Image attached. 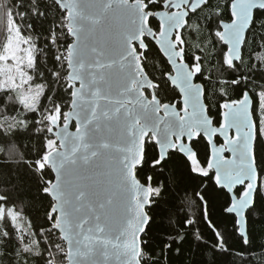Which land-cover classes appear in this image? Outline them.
<instances>
[{
  "label": "water",
  "instance_id": "1",
  "mask_svg": "<svg viewBox=\"0 0 264 264\" xmlns=\"http://www.w3.org/2000/svg\"><path fill=\"white\" fill-rule=\"evenodd\" d=\"M50 1L64 13L65 7L69 9L66 21L72 39L67 62L69 110L62 124L58 111L49 118L57 148L44 160L55 170L50 191L61 209L55 230L61 229L67 264H141L140 244L133 233L139 235L136 218L143 216L142 205L151 189L138 181L135 170L143 161L146 141L158 146L161 158L177 150L193 164L191 140L184 137L195 139L203 132L212 145L217 131L207 116L204 90L194 79L199 66L189 68L170 43L171 30L183 25L187 6L153 13L139 0ZM150 15L160 21L158 33L149 26ZM145 36L167 53L173 65L168 79L178 86L177 93H184L185 110L177 112L156 97L155 85L141 64ZM225 111L231 124L233 106L226 104ZM219 151L212 145L213 156ZM216 166L217 161L210 165ZM100 227L103 233H98ZM98 235H120L123 246L98 242Z\"/></svg>",
  "mask_w": 264,
  "mask_h": 264
},
{
  "label": "trees",
  "instance_id": "2",
  "mask_svg": "<svg viewBox=\"0 0 264 264\" xmlns=\"http://www.w3.org/2000/svg\"><path fill=\"white\" fill-rule=\"evenodd\" d=\"M139 1L147 9L145 0ZM152 2L154 0H149V3ZM229 2L230 0H215L225 15L214 16L211 22L213 26L215 20L227 18L226 6ZM40 12L45 15H40ZM208 14L207 9H201L191 17L193 22L188 27L196 29L199 40L189 42L186 54L193 55L197 50L201 51L204 57V72L210 73L212 79L208 81L202 77L196 82L203 83L204 88L209 90L207 96L204 92V102L208 109L216 111V106L222 99H231L238 92L233 90L230 83H224L230 80V70L225 69L218 62L221 53L219 44L215 49L212 47L211 41L215 40V37H209L205 28V17ZM9 17L17 24L22 36L29 38L34 48L33 62L28 72L29 82L33 87L39 88L40 97L36 106L29 109L23 105L16 92L10 89L0 90V198L7 197L6 200L0 199V239L3 238L5 228L12 237L6 245L0 244V248L13 253L18 250L20 256L17 260L15 255H0V264H14V262L22 264L24 256L29 258L28 264H44V261L39 259L40 254L44 252L50 257V264H67L66 248L55 230V224L43 234L39 231L41 227L47 229L45 213L53 201L42 199L43 193L40 189L44 186V181L41 170L37 168L38 163H44L48 153L57 148L55 137L49 133V120L42 121L43 115L46 111H51L52 114L58 111L59 123L62 124L71 101L72 88L68 85L67 64L62 57L63 53L68 52V46L72 42L68 34L66 13L50 0H0V37ZM197 20L200 21L199 25L195 23ZM150 28L156 29L157 33L159 25L153 24ZM184 34L187 37V32ZM146 50L149 53L148 58L146 60L143 51L141 64L155 85V95L161 104H165L164 101L172 104L178 93L164 80L167 64L156 48L146 45ZM145 63L147 70L144 67ZM195 66L200 67L198 64ZM154 80L161 87H158ZM261 80H264V75L255 74L256 83L250 81L249 89L257 87ZM37 120L39 123H36ZM152 144L149 140L145 144V149L148 148L149 161L155 155ZM145 149L143 161L135 170L136 178L141 183L146 175H155L157 181L163 179L168 182L169 187V192L160 199L158 206L149 210L153 220L150 231L145 233L148 239L147 248H150L154 254H159L163 251L161 242L165 233L178 235L179 221L184 217L197 220L200 211L196 197L191 192L194 185L189 177L188 168L179 157L174 158L162 174L158 169L153 171L151 167H147L145 172L137 177V169L144 164L146 158ZM193 152L195 162L193 164L190 162L191 168L196 172L206 171L207 169L201 168L197 159L198 154L200 159L206 156L204 142H198ZM43 168L49 167L44 165ZM47 175L53 179L51 171H48ZM176 186H179V192L175 191ZM148 187L151 189V184ZM12 205H15V208ZM221 206L222 198L215 202L212 208L213 218L221 224V230L227 228L231 231V222L223 220ZM172 221H177V224H172ZM190 227L193 230L203 231L205 240H210L211 232L204 223L185 226L184 231L187 232ZM228 243L234 250L246 252L247 256L244 258L250 256L251 264H264V217L257 216L254 219L250 246L243 245L239 238L229 239ZM180 247L181 256H172L170 264H236L235 251L232 256L214 257L209 261L207 252L201 249L191 235ZM171 253L172 250H169L170 256ZM142 257H144L141 259L143 264H154L153 260L147 257V253ZM155 264H163V262L156 261Z\"/></svg>",
  "mask_w": 264,
  "mask_h": 264
},
{
  "label": "snow or ice",
  "instance_id": "3",
  "mask_svg": "<svg viewBox=\"0 0 264 264\" xmlns=\"http://www.w3.org/2000/svg\"><path fill=\"white\" fill-rule=\"evenodd\" d=\"M145 3L148 5L146 9L148 12H159L165 7L174 9L181 5L187 6L183 25L180 27L174 26L171 30L170 43L173 51L181 52L180 59L189 68L197 64L200 65L194 78L195 81H200L202 77L208 81L212 79L210 73L206 74L204 72V57L201 51L197 50L193 55L186 54L189 42H198L199 40L196 29L188 27L193 22L191 17L201 9H207L209 14L205 17V28L209 37H215V40L211 41L212 47L215 49L216 45L219 44L221 53L218 62L225 69L230 70V80L224 81V83H230L233 90L237 91L238 94L231 99H222L216 106V111L208 109L207 104H205L208 119L217 129L212 139V145L220 149L218 156H213L212 145H209L205 139V133L201 132L195 139L184 137L185 141L191 140L190 147L194 151L198 142H204V147L207 150L206 156L204 159H200L198 154L197 159L201 168L207 169L206 171H194L187 157L176 150H170L167 155L161 158L159 148L155 143L152 144L155 155L149 161L147 159L148 148L145 149L146 158L144 164L137 169V177L139 178L147 167H151L153 171L158 169L159 173L162 174L165 167L174 158L179 157L188 168L189 177L194 185L191 192L196 197L200 216L197 220L188 217L181 219L178 225L179 234L165 233L161 242L163 251L154 254L150 248H147L148 239L145 235L150 231L153 220L149 210L158 206L160 199L169 192V187L167 181L163 179L157 181L155 175H146L141 183L145 188L151 184V190L147 204L142 205L143 216L136 218V224L138 225L136 232L139 235L137 236L134 232L133 240L139 241L141 254L147 253V257L153 260L154 264L156 261L170 264L172 256L180 257L182 254L180 246L187 242L190 235L194 236L201 249L207 252L209 261L213 260L214 257L232 256L235 251L236 264H251V257L248 256L245 259L247 253L234 250L228 241L232 238H239L243 245L250 246L254 219L257 216L264 217V80H261L262 82L257 87L249 89L250 81L256 83L255 74L264 75V0H230L226 6L227 18L215 20L214 26L211 23L214 16L223 17L225 15L215 3V0H202V3L199 0H154L152 3L145 0ZM59 4H64V0H59ZM197 4H199L198 7ZM63 10L65 13L69 11L67 7ZM39 14L45 15L43 12ZM148 23L149 26L159 25L160 21L156 15H150ZM195 23L199 25L200 21L197 20ZM153 31H156V29H153ZM185 32H187V37H185ZM177 39L179 43H176ZM144 40L148 47L156 48L164 57L167 64L164 80L169 87L177 88L178 86L168 79L173 65L168 62L167 53L162 51V47L154 39L145 36ZM207 42L205 41V43ZM197 47H199L198 43ZM144 55L147 60L149 55L147 50H145ZM144 67L147 70L146 63ZM209 67H212V65H209ZM154 82L157 83L158 87H161L157 81L154 80ZM200 88L204 90L207 96L209 90L204 88L203 83L200 84ZM183 97L184 93L179 91L170 105L175 106L177 112L186 109ZM164 103H167V101H164ZM226 104L233 106L231 113L233 122L231 124L228 122L230 113L225 111ZM36 123H39V121L37 120ZM220 129H224V131ZM157 161H159L158 164ZM213 161H217L215 168L210 167ZM222 168L224 171H222ZM48 171L54 172L55 170L54 168L41 167L44 186L40 191L43 193L42 199L51 201L54 199V194L50 191L53 179L48 177ZM175 191H180L179 186H176ZM221 198L220 211L223 214V220L231 222V231L227 228L221 230V224L213 218L212 208L215 202L221 200ZM0 199L6 200L7 197ZM12 207L15 208V205H12ZM60 212L61 209H58L55 203L49 204L45 213L47 229L41 227L39 229L41 234L52 228ZM171 223L175 225L177 221ZM199 223H204L206 228L210 230V240H205L203 231L199 229L193 230L190 227L187 232L184 231L185 226H194ZM139 225H142V228ZM56 231L59 232L61 229L56 228ZM97 231L103 233L104 229L100 227ZM11 239V235L5 228L0 244L6 245ZM95 239L98 242L111 245L113 248L123 246L120 235L114 238H104L98 235ZM169 250H172L171 256ZM131 254H135L134 249ZM0 255H15L17 260L20 259L18 250L13 253L0 248ZM28 259L27 256H24L22 264H28ZM39 259H42L44 264H50V257L46 252L41 253ZM117 264H121V262L117 261ZM126 264H134V262L128 261ZM141 264H143L142 260Z\"/></svg>",
  "mask_w": 264,
  "mask_h": 264
},
{
  "label": "rangeland",
  "instance_id": "4",
  "mask_svg": "<svg viewBox=\"0 0 264 264\" xmlns=\"http://www.w3.org/2000/svg\"><path fill=\"white\" fill-rule=\"evenodd\" d=\"M0 44V90L10 89L16 92L23 105L33 109L40 97L39 88L33 87L29 82L28 72L33 62L34 48L29 38L22 36L11 17L2 31ZM52 115L51 111H46L42 121H48ZM44 165L45 163H38L37 168L41 170Z\"/></svg>",
  "mask_w": 264,
  "mask_h": 264
},
{
  "label": "built area",
  "instance_id": "5",
  "mask_svg": "<svg viewBox=\"0 0 264 264\" xmlns=\"http://www.w3.org/2000/svg\"><path fill=\"white\" fill-rule=\"evenodd\" d=\"M68 33H69V29H68ZM68 55H69L68 52L62 54V57L65 60L66 64L68 62Z\"/></svg>",
  "mask_w": 264,
  "mask_h": 264
},
{
  "label": "flooded vegetation",
  "instance_id": "6",
  "mask_svg": "<svg viewBox=\"0 0 264 264\" xmlns=\"http://www.w3.org/2000/svg\"><path fill=\"white\" fill-rule=\"evenodd\" d=\"M158 33V32H157ZM178 43H179V41H178ZM170 74H171V72H170ZM196 83H198V82H196ZM154 90H155V87H154ZM148 93V96L150 95V93L148 92V91H146V94ZM165 104H168V103H165ZM171 105V104H170Z\"/></svg>",
  "mask_w": 264,
  "mask_h": 264
}]
</instances>
